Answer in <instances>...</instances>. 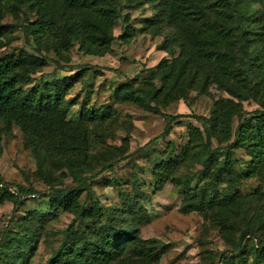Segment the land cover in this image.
Wrapping results in <instances>:
<instances>
[{"label":"trees","instance_id":"obj_1","mask_svg":"<svg viewBox=\"0 0 264 264\" xmlns=\"http://www.w3.org/2000/svg\"><path fill=\"white\" fill-rule=\"evenodd\" d=\"M140 2L151 3L154 11L140 19L139 31L161 36L155 48L176 56L161 57L154 66L125 77L110 96L115 102L162 114L167 120L154 140L167 135L171 124L181 117L191 116L199 122H185L187 139L178 150L173 151L175 145L166 141V157H160L149 169L152 188L158 190L165 182L180 187L179 211L185 213L211 206L217 182L247 179L264 171V0L261 11L252 9L247 0H0V20L6 14L18 19L15 27L32 51L22 47L0 51V136L12 126L21 131L23 144L49 188L41 196L47 198L53 211L69 208L75 222L72 219L67 225L56 251L42 264H129L130 255L139 262L155 263L165 251V244L137 237L138 224L147 222L148 216L141 204L135 205L136 200L128 202L123 190L120 197L125 207L121 210H142L135 223L125 221L124 211L116 206L102 205L97 199L89 202V182L125 156L123 152L106 159L109 151L105 142L116 123L112 106L104 103L92 108L81 101L76 118L68 119L69 108L76 101L65 96L78 81L80 71L29 85L32 74L48 61L55 68H64L74 47L85 54L102 56L110 50L114 38L126 41L134 29L120 10L123 4ZM118 19L121 30L115 37L112 28ZM11 27L14 25L0 24V47ZM211 85L228 97L213 100L208 116L166 115L159 108L185 100L189 92L207 96ZM247 99L257 107L243 109L240 101ZM237 150L246 161L235 155ZM182 162L198 164L194 173L207 177V183L191 187L190 177H173ZM47 164L66 170L75 184L55 187L61 181L52 180ZM109 183L114 185L116 180ZM14 186L15 191L0 185V204L8 202L12 209L23 204L24 196L36 193L31 186ZM134 188L138 195L147 197L146 191L136 185ZM82 192L84 198L79 203ZM244 213L241 210V217ZM31 214L16 220L15 230L1 232L0 264H26L34 243L25 223ZM106 214V224L94 221V217ZM246 233L253 234L252 227L240 225L233 252ZM126 248L127 255L121 252ZM257 253L256 262L264 264L263 248ZM230 260L229 256L224 263Z\"/></svg>","mask_w":264,"mask_h":264},{"label":"rangeland","instance_id":"obj_2","mask_svg":"<svg viewBox=\"0 0 264 264\" xmlns=\"http://www.w3.org/2000/svg\"><path fill=\"white\" fill-rule=\"evenodd\" d=\"M247 1L250 2L252 9L261 11L262 0ZM120 11L121 15H127L129 24L134 29L133 34L126 41L116 37L121 30V21L118 19L112 28L116 38L112 40L107 53L102 56L89 55L74 47L70 51L69 62L63 64L64 68H55L54 63L48 61L44 67L32 74V81L29 83V85L36 83L40 79L46 81L52 78L59 79L80 71L78 81L65 96L73 97L76 101L69 108L68 119L76 118L81 101L92 108L106 103L115 110L116 123L105 142L106 151H109L106 159L111 160L123 152L125 156L117 159L111 170L101 172L89 182V202L97 199L102 205L118 207L120 211H124L122 217L129 223L137 222L136 217L140 212L142 213V210L135 212L134 207L132 211L121 210L125 206H122L120 190L128 195V202L133 203V200H136L135 205L139 203L144 207L148 220L138 224L137 237L153 239L165 244L166 248L155 263L139 262L137 257L130 255L129 264L258 263L255 260L259 255L257 250L263 248L264 253V171L247 179L217 182L214 185L216 193L211 206L185 213L179 211L182 200L179 194L180 187L165 182L158 190L152 188L149 169L160 157H166L164 153L166 141L175 145L173 151L178 150L187 139L185 122L189 121L195 125H199V122L191 116L181 117L171 124L167 135L154 140L153 138L162 132L167 120L162 114H154L133 104L112 100L111 90L123 82L125 77H132L142 68L154 66L161 57L172 59L176 56V53L160 54L162 52L155 48L161 36H152L139 31L140 19L150 16L154 11L151 3H131L127 6L123 4ZM260 11H257L258 14ZM261 19H264V15ZM17 20L10 14H6L0 20L1 25H14L7 31L6 37L2 38L4 43L0 51L10 50L11 47H22L32 53L19 28L15 27ZM254 29L258 30V26H254ZM47 56L55 59L52 53H48ZM70 67L74 69L71 70ZM208 90L207 96L189 92L185 100L179 99L159 108L166 115L181 113L208 116L213 100L228 97L214 85ZM240 104L247 111L257 107L249 99L240 101ZM235 121V118L231 120L232 128L235 126ZM124 137H127V142L123 141ZM23 142V135L16 126H12L7 133L0 136V178L2 179L0 185H6L15 191V184H23L33 187L36 193L24 196L23 204L14 209L8 202L0 204V236L4 230H15V221L32 213L28 222H25L34 235V243L30 248L26 264H42L56 251L64 230L73 219V214L69 208H59L54 211L50 209L47 198L41 196L42 193L49 191V188L38 174L35 161ZM144 143L147 144L138 150ZM235 155L246 161L242 151H235ZM45 167L50 168L54 182L61 181V184L55 183V187H70L75 184L66 170L53 169L49 164ZM198 168V164L182 162L173 171L172 176L180 179L190 177V186L200 187L207 183L208 178L195 175L194 171ZM60 172L64 174L61 175ZM112 179L116 180V184L109 183ZM135 185L146 191V198L138 195ZM83 198L84 192L78 197V202L81 203ZM241 210L245 211L242 217ZM38 215H47V217L42 219L38 218ZM106 217L107 214L100 218L94 217V221L106 224ZM240 225L251 226L253 234L246 233L240 241L239 248L233 252ZM127 250L126 248L121 252L127 255ZM229 256L231 260L224 263ZM260 263L263 264L262 262L258 264Z\"/></svg>","mask_w":264,"mask_h":264},{"label":"crops","instance_id":"obj_3","mask_svg":"<svg viewBox=\"0 0 264 264\" xmlns=\"http://www.w3.org/2000/svg\"><path fill=\"white\" fill-rule=\"evenodd\" d=\"M160 52H162V53H160V54H163V51H160Z\"/></svg>","mask_w":264,"mask_h":264}]
</instances>
